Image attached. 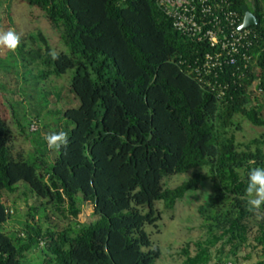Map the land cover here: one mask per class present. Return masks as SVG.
<instances>
[{
    "label": "trees",
    "instance_id": "16d2710c",
    "mask_svg": "<svg viewBox=\"0 0 264 264\" xmlns=\"http://www.w3.org/2000/svg\"><path fill=\"white\" fill-rule=\"evenodd\" d=\"M25 1L43 12L68 49L53 60L39 32L45 68L38 76L70 69L69 89L79 103L62 110L69 143L52 159L36 147L32 155L13 152L12 129L0 115V264H157L160 248L145 230L160 218L154 201L172 208L204 179L212 184L198 206L205 235L184 242L181 264L228 258L236 264L239 249L249 245L259 247L257 264H264V205L249 212L245 197L250 169L264 167V130L247 140L235 134L237 116L264 125L263 104L250 87L257 79L254 89L264 97V0H253V9L247 0H231L240 18L242 3L259 17L250 25L258 70L249 66L225 87L191 71L209 46L176 28L157 0ZM233 68L226 66V74ZM15 120L20 133L31 124ZM199 166L206 171L163 185L165 175ZM18 182L39 202L28 204L10 233L2 193ZM83 200L95 215L86 222L77 218ZM47 208L73 220L62 228L44 223ZM34 248L38 259L27 255Z\"/></svg>",
    "mask_w": 264,
    "mask_h": 264
},
{
    "label": "rangeland",
    "instance_id": "374dc122",
    "mask_svg": "<svg viewBox=\"0 0 264 264\" xmlns=\"http://www.w3.org/2000/svg\"><path fill=\"white\" fill-rule=\"evenodd\" d=\"M251 2L253 4V0ZM9 29L21 34V43L15 51L0 46V115L7 119L12 129L10 144L13 152L18 150L26 155L31 151L29 154L32 155V150L36 147L52 159L56 149H47L49 147L45 137L55 129H58V132L64 131L62 110L67 106H76L79 99L69 89L72 74L70 69L46 78L38 76L39 71L45 68L38 51L39 47H43L38 33L45 36L49 52L68 49L43 12L25 0H2L0 31ZM33 52H36L37 57ZM250 87L255 93L252 95L253 99L263 104L261 113L264 116V97L254 89L253 83ZM34 109L40 112L38 118L34 116ZM16 118H20L22 123L31 121L25 133H20ZM237 118L241 124V127L235 131L237 140H247L264 130V125H255L246 118L238 116ZM46 123H49L48 127L44 128ZM47 129H50L49 132ZM195 171L205 172L206 166L165 175L162 179L163 185L174 186L190 177ZM18 185L13 192L2 193L10 212V217L5 223L6 230L10 233L16 232L23 219L22 212L28 208V204L39 202L25 182H18ZM211 191V181L204 179L198 187L188 189L178 198L172 208L166 207L162 199L154 201V207L160 211V218L155 224L146 223L145 230L149 233L152 243L158 244L160 248V255L156 258L157 264H178L179 247L186 240L204 237L205 231L200 226L202 218L198 206L207 203ZM81 207L77 217L79 221L86 222L95 218L93 205L89 201L83 200ZM72 220L73 218L65 216L62 212L47 208V216L42 222L62 228ZM39 253L38 248H34L27 255L32 259H38ZM257 255L258 251H253L251 257L241 264H254ZM215 259L216 257H213L211 262Z\"/></svg>",
    "mask_w": 264,
    "mask_h": 264
},
{
    "label": "built area",
    "instance_id": "2783aa9c",
    "mask_svg": "<svg viewBox=\"0 0 264 264\" xmlns=\"http://www.w3.org/2000/svg\"><path fill=\"white\" fill-rule=\"evenodd\" d=\"M170 16L174 25L190 37L205 41L209 49L200 61L191 67L199 80L210 84L211 77L215 83L225 87L230 81L243 77L245 70L252 65L258 70L251 52L257 34L250 26L238 29L241 19L233 8L231 0H157ZM234 68L226 74L225 67ZM222 74L226 76L222 77ZM221 75V76H220ZM258 82L255 79L253 85ZM223 93V89L220 91ZM218 264H233L231 259Z\"/></svg>",
    "mask_w": 264,
    "mask_h": 264
},
{
    "label": "clouds",
    "instance_id": "9594fccd",
    "mask_svg": "<svg viewBox=\"0 0 264 264\" xmlns=\"http://www.w3.org/2000/svg\"><path fill=\"white\" fill-rule=\"evenodd\" d=\"M21 43V34L13 29L0 31V46L15 51ZM50 55L53 60L59 59V55L52 51ZM50 149L67 147L69 143L68 133L65 131L53 132L45 137ZM247 210L255 212L264 205V167H252L248 173V183L245 189Z\"/></svg>",
    "mask_w": 264,
    "mask_h": 264
},
{
    "label": "crops",
    "instance_id": "0c3cea01",
    "mask_svg": "<svg viewBox=\"0 0 264 264\" xmlns=\"http://www.w3.org/2000/svg\"><path fill=\"white\" fill-rule=\"evenodd\" d=\"M256 228V225H254V229ZM187 241V240H186ZM185 241V242H186ZM184 244V243H183ZM183 244L179 247V251H178V258H180V261L178 264H181L184 256L180 253V248L183 246ZM191 252H194V247L191 246L190 247ZM257 250L258 251V255L256 256L255 260H254V264H257V260L260 258V249L258 246L255 247H251L249 246H242L239 251L236 254V264H241V262H244L246 260H248L251 257V254L253 251ZM171 255V254H170Z\"/></svg>",
    "mask_w": 264,
    "mask_h": 264
},
{
    "label": "water",
    "instance_id": "95a60500",
    "mask_svg": "<svg viewBox=\"0 0 264 264\" xmlns=\"http://www.w3.org/2000/svg\"><path fill=\"white\" fill-rule=\"evenodd\" d=\"M241 9L243 12L241 22L238 24V29L241 27H246L250 25H256L259 22V17L252 12L247 3H242L241 4Z\"/></svg>",
    "mask_w": 264,
    "mask_h": 264
},
{
    "label": "flooded vegetation",
    "instance_id": "af4514ba",
    "mask_svg": "<svg viewBox=\"0 0 264 264\" xmlns=\"http://www.w3.org/2000/svg\"><path fill=\"white\" fill-rule=\"evenodd\" d=\"M248 2H249V5H250V7H251V9H253L254 7H253V4H252V2H251V0H247ZM249 7V6H248ZM250 9V10H251ZM252 11V10H251ZM253 12V11H252Z\"/></svg>",
    "mask_w": 264,
    "mask_h": 264
}]
</instances>
